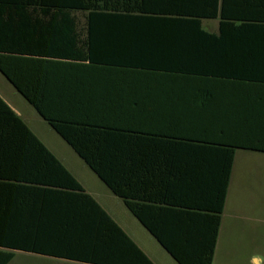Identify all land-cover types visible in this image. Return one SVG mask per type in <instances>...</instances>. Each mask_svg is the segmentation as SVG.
I'll return each instance as SVG.
<instances>
[{
  "label": "trees",
  "instance_id": "obj_1",
  "mask_svg": "<svg viewBox=\"0 0 264 264\" xmlns=\"http://www.w3.org/2000/svg\"><path fill=\"white\" fill-rule=\"evenodd\" d=\"M0 4L34 14L32 26L19 18L0 28V72L178 264H213L223 187L204 253L188 256L145 218L141 202L150 197L129 195L123 180L130 162L137 174L145 141L192 140L223 151L226 189L237 150L264 153V0ZM204 20H218L217 31L206 30ZM57 189L76 192L64 210L35 207L47 200L37 192ZM14 192L24 193L31 217L53 219H38L35 236H16L26 229L11 226ZM1 197L0 264H10L15 251L89 264H154L0 98Z\"/></svg>",
  "mask_w": 264,
  "mask_h": 264
},
{
  "label": "crops",
  "instance_id": "obj_2",
  "mask_svg": "<svg viewBox=\"0 0 264 264\" xmlns=\"http://www.w3.org/2000/svg\"><path fill=\"white\" fill-rule=\"evenodd\" d=\"M13 1L0 0V2ZM16 1L18 2V0ZM33 16L34 14L28 11L18 12L11 5L1 6L0 4V28H5V22L7 24L13 20L17 22L19 18L30 20V23L27 22L26 25L28 27L32 26ZM0 74L13 87V90L17 94L15 95L13 91L9 93L6 89L7 86L2 83L0 89L9 95L7 97L0 93V98L9 106L12 112L22 119L40 142L53 153L60 164L70 172L73 178L82 186L85 193L97 202L154 264L157 263L154 261L152 254H156L159 250H162L172 258L168 251L164 249L160 240L128 209L124 200L110 190L84 160L76 154L66 140L37 112L34 106L22 96L1 72ZM30 108L73 150L80 161H77L75 157H64L62 159L42 141L36 130L30 126L33 125V122L30 120L31 118L24 116L25 113L33 115ZM144 144L139 145L141 149H139L140 155L136 166L138 172L137 174L134 173L135 163L130 162L131 166L128 167L130 172H128L129 175L127 174L124 177L123 187L128 189L129 195L150 197V199L141 202L144 205L143 212L145 218L151 225L159 229L167 242L177 247L180 252L189 254L188 256H200V252L204 253V247L207 246L209 241V232H211L212 224L215 221L214 216L218 211L221 188L223 187L225 203L221 214L222 221L216 245L217 249L228 203L231 202L235 192L233 186L236 180V157L238 151H255H236L229 186L226 189L224 184L222 186V183H225L226 156L222 155L223 151L214 148L211 144H201L198 141L192 140H155L145 141ZM256 153L264 154L261 152ZM55 191L66 193H55ZM75 193L72 190L57 189L53 190L49 195L47 193L44 195V192L39 191L37 194L41 202L45 198L47 200L43 206L36 205L35 207L52 213L64 210L65 205H68L65 204L66 200L75 199L74 195H70ZM23 194L22 192H14L13 199L9 204L12 213L11 226L14 229H26L16 232V236H35L37 233L36 229L38 228V219H42L45 222L53 221V219L48 216H41L40 218L38 214H36L37 217H31L30 214L33 210L31 205L24 204ZM4 204L1 197L0 212L4 211ZM120 204L126 210L122 217H119L118 213L120 211ZM71 208L74 207L71 206ZM94 219L97 221L96 226L105 228L101 225V218L96 217ZM15 253L16 256L18 253H24L27 256L49 259L55 261V264H89L24 251H15ZM203 253L202 256H204ZM172 259L174 260V258ZM254 260L256 259L254 258Z\"/></svg>",
  "mask_w": 264,
  "mask_h": 264
},
{
  "label": "rangeland",
  "instance_id": "obj_3",
  "mask_svg": "<svg viewBox=\"0 0 264 264\" xmlns=\"http://www.w3.org/2000/svg\"><path fill=\"white\" fill-rule=\"evenodd\" d=\"M218 23V20H204L203 26L206 30L214 32L218 29ZM2 83L7 86L9 93L13 91L17 95L0 74V85ZM0 93L4 96L9 95L1 89ZM30 109L33 115L25 113L24 116L31 118L33 125L30 126L36 130L42 141L62 159L75 157L80 161L52 128L39 118L32 108ZM233 187L235 192L231 202L228 203L213 264H264V154L238 151L236 180ZM120 205L118 213L119 217H122L126 210L122 204ZM152 256L157 264H177L162 250ZM55 263L49 259L18 253L10 264Z\"/></svg>",
  "mask_w": 264,
  "mask_h": 264
}]
</instances>
